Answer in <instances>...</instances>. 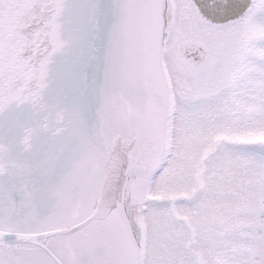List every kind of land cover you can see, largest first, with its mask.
Listing matches in <instances>:
<instances>
[{
    "label": "water",
    "instance_id": "water-1",
    "mask_svg": "<svg viewBox=\"0 0 264 264\" xmlns=\"http://www.w3.org/2000/svg\"><path fill=\"white\" fill-rule=\"evenodd\" d=\"M115 3L0 0V264H140L169 99L152 62L114 78Z\"/></svg>",
    "mask_w": 264,
    "mask_h": 264
},
{
    "label": "snow or ice",
    "instance_id": "snow-or-ice-1",
    "mask_svg": "<svg viewBox=\"0 0 264 264\" xmlns=\"http://www.w3.org/2000/svg\"><path fill=\"white\" fill-rule=\"evenodd\" d=\"M111 31L114 78L152 62L169 99L148 164L156 264H264V0H116Z\"/></svg>",
    "mask_w": 264,
    "mask_h": 264
},
{
    "label": "rangeland",
    "instance_id": "rangeland-1",
    "mask_svg": "<svg viewBox=\"0 0 264 264\" xmlns=\"http://www.w3.org/2000/svg\"><path fill=\"white\" fill-rule=\"evenodd\" d=\"M150 184H149L148 188L146 189L145 195H147V201L144 200L145 201L144 203L148 205V207H149L148 209H151L153 207H155V208L163 207V205L160 206L158 204H155L150 199V197L155 194V188ZM150 188H151V191H150ZM148 200H150V201H148ZM135 202H137V201L132 202V213H133V215H135V217L137 218V220L139 222H143V224L146 228L147 227L149 228V250H148V256L146 259V264H156V261L160 255V250H159V248H157L153 244L152 237H153L154 224L156 223L157 218L154 217L153 215L149 214L148 211H146V212L136 211L135 206H134ZM140 250H141V248H140ZM140 254H141V252H140Z\"/></svg>",
    "mask_w": 264,
    "mask_h": 264
},
{
    "label": "flooded vegetation",
    "instance_id": "flooded-vegetation-1",
    "mask_svg": "<svg viewBox=\"0 0 264 264\" xmlns=\"http://www.w3.org/2000/svg\"><path fill=\"white\" fill-rule=\"evenodd\" d=\"M148 186H147V188H148ZM145 194H146V191H145ZM144 197H145V199H143V200L147 201V195H145ZM145 201H137V202H135L134 206H135L136 211H138V212L139 211L146 212L148 210L149 207H148L147 204L144 203ZM148 201H150V200H148ZM158 205H160V204H158ZM160 206H162V205H160ZM132 216L141 225L142 244H141V250H140V252H141V254H140V264H146V259H147L148 250H149V228L148 227L146 228L144 226L143 222H139L137 220V218L135 217V215H133V213H132ZM174 254H175V256L177 258H179L183 253H182L181 249L176 248L175 251H174Z\"/></svg>",
    "mask_w": 264,
    "mask_h": 264
}]
</instances>
